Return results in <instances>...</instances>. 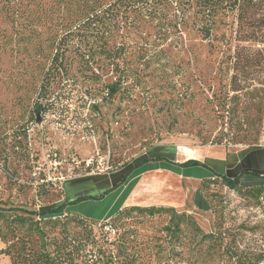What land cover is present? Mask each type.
Instances as JSON below:
<instances>
[{"label":"rangeland","instance_id":"374dc122","mask_svg":"<svg viewBox=\"0 0 264 264\" xmlns=\"http://www.w3.org/2000/svg\"><path fill=\"white\" fill-rule=\"evenodd\" d=\"M255 17L260 13L250 11L245 18L247 30L261 28ZM227 21L214 30L211 40L185 30L179 47L164 46L167 57L161 63L147 66L132 55L127 64L139 72L125 83L129 86L125 95L114 99L105 89L116 78L112 65L104 67L101 79L90 78L73 49L72 39L77 35L69 34L70 71L51 78L46 99L53 104L38 118L31 112L38 83L32 84L29 74H19L30 63L28 57L17 52V47L1 51L0 205L35 209L41 203L101 193L121 180L123 164L131 167L143 157L183 161L191 157L183 156L185 149L203 157L263 146L264 70L260 68L262 72H254L250 79L236 77L228 55H234L240 45L241 57L248 55L264 63V46L238 42L236 19ZM16 81L24 89H18ZM148 173L122 204L118 203L120 194L113 200L108 194L100 204V200H86L68 210L106 220L108 203L112 212L129 205L171 206L193 215L206 232L221 226L242 249L264 251V193L257 197L218 181L206 191L212 209L205 211L198 201L194 203L200 182L164 172ZM98 179L102 186L90 190L89 185H96L93 181ZM130 183L135 185L131 178ZM167 221L166 216L133 213L118 225L155 236L161 235ZM76 223L69 222L70 233L80 231ZM94 232L102 235L101 227L95 225ZM4 247L0 239V250ZM0 264H10L9 257L0 253Z\"/></svg>","mask_w":264,"mask_h":264},{"label":"trees","instance_id":"16d2710c","mask_svg":"<svg viewBox=\"0 0 264 264\" xmlns=\"http://www.w3.org/2000/svg\"><path fill=\"white\" fill-rule=\"evenodd\" d=\"M250 11L253 15L260 13L255 22L261 28L256 31L244 26ZM230 17L237 21L238 42L253 41L264 46V0H0V52L17 47V52L28 57L30 63L19 74H29L32 84L38 83L31 105V112L38 118L53 104L46 99L51 78L70 71L72 40L75 54L90 78L101 79L104 67L112 65L116 78L105 89L114 99L125 95L129 89L125 83L139 72L127 64L132 55L147 66L161 63L167 57L164 46L179 47L185 30L211 40L214 30L226 25ZM72 33L77 39L68 38ZM242 49L237 45L236 53L228 55V60L234 76L250 79L254 72H262L260 68L264 70V63L248 55L241 57ZM14 84L18 89L25 87L20 81ZM151 161L171 162L156 156L143 157L131 167L125 163L121 180L99 194L41 203L35 209L0 205V239L5 242L0 253L9 257L10 264H264V251L242 249L221 226L215 232H206L193 215L171 206L129 205L106 220L68 210L86 200L103 199L134 170ZM176 165L206 167L197 159ZM212 173L198 187L210 209L206 191L218 181L231 190H248L257 197L264 193V184L245 185L240 176ZM133 213L166 216L168 221L161 235L155 236L140 234L123 224L119 227L118 222L131 218ZM71 221L77 222L80 231L70 233ZM95 225L101 227L102 235L95 234Z\"/></svg>","mask_w":264,"mask_h":264},{"label":"crops","instance_id":"0c3cea01","mask_svg":"<svg viewBox=\"0 0 264 264\" xmlns=\"http://www.w3.org/2000/svg\"><path fill=\"white\" fill-rule=\"evenodd\" d=\"M192 152L194 153L193 150ZM193 155H196V154L194 153ZM201 155L191 156L189 159L200 160L206 164V167L205 166H191V167L177 166L176 163L185 161V160L180 161L177 158H175V161H171V162H168V161L148 162L144 164L143 166H141L142 168L140 167L141 170L138 173H136L137 169L134 170L122 185L114 189L113 192H110L109 194H111L112 200L114 196L116 197L117 195L120 194L122 197H120V200L118 203H120V201H121V204L124 203L125 201L129 200V198L131 197L132 191L135 189V186L136 184H138L141 176L144 174H147L148 172H149L148 174H156L158 172L169 173L171 175L174 174L185 180L197 181L199 183L202 179L213 176V173H212V170H213L215 172L224 174L230 178L240 176L241 182L245 185L264 184V145L247 147L245 149H241L235 152H226L222 155L221 153H219L217 156H211V155L205 156L204 155L203 157H201ZM183 156L185 155L183 154ZM186 158H188V156H186ZM130 178L132 179V181L135 182V185L133 183H130ZM101 180L98 179L96 181H93L94 183L97 182V184L93 186L89 185L90 186L89 189L96 190L98 186L99 187L102 186L100 185V183H102ZM131 186H133V188ZM195 190H196L195 195H194L195 205H197L196 203L198 201L201 205L199 208L204 209L205 211H208L210 209L209 204L204 199V197H202L197 187ZM99 193H94V194H99ZM103 199H101L98 204H100ZM105 199H107V197H105ZM95 201H98V200H95ZM108 207L109 209L111 208L109 203H108ZM109 209H108L109 212H107L106 214L108 215L110 213L108 217H110L117 210L115 209L112 212L111 211L112 209L110 210ZM78 213L82 214L81 212H78Z\"/></svg>","mask_w":264,"mask_h":264},{"label":"bare ground","instance_id":"6f19581e","mask_svg":"<svg viewBox=\"0 0 264 264\" xmlns=\"http://www.w3.org/2000/svg\"><path fill=\"white\" fill-rule=\"evenodd\" d=\"M183 152V154L185 155V156H188V157H190V156H193V152H192V150L191 149H185L184 151H182Z\"/></svg>","mask_w":264,"mask_h":264}]
</instances>
